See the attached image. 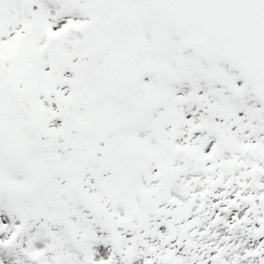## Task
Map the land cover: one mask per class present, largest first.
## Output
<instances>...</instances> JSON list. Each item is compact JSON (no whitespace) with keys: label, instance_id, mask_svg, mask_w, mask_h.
Here are the masks:
<instances>
[{"label":"snow or ice","instance_id":"obj_1","mask_svg":"<svg viewBox=\"0 0 264 264\" xmlns=\"http://www.w3.org/2000/svg\"><path fill=\"white\" fill-rule=\"evenodd\" d=\"M0 264H264V0H0Z\"/></svg>","mask_w":264,"mask_h":264}]
</instances>
